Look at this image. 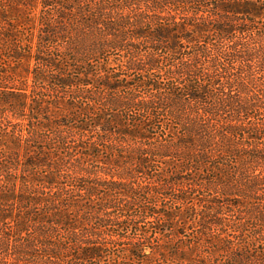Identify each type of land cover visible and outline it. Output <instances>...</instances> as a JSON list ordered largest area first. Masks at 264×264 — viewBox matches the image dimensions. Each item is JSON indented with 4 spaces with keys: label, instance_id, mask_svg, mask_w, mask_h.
Listing matches in <instances>:
<instances>
[{
    "label": "trees",
    "instance_id": "1",
    "mask_svg": "<svg viewBox=\"0 0 264 264\" xmlns=\"http://www.w3.org/2000/svg\"><path fill=\"white\" fill-rule=\"evenodd\" d=\"M129 1L133 5L144 2ZM193 1L204 6L201 0H185L186 3ZM213 1L205 11L199 9L202 14L198 18L194 19L190 10V16L183 17L186 21L178 22L175 16L169 15L164 22L162 16L155 15L153 19V15L137 14L135 9L132 14L119 13L118 9H125L118 1L111 5L104 0H0V41L8 45L10 57L22 61L33 58L40 64L41 70L37 73L45 69L52 73L53 68L66 71L58 63L63 59L70 60L74 67L69 74L50 76L52 82L54 79L61 86L92 83L86 78L90 76L91 68L82 66L84 58L105 55L109 50L133 52L132 39L146 35L144 25L146 19H150L152 29L145 37L146 42L153 45L148 48L158 51L164 45L171 61L165 57L167 63L163 65L154 60L155 53L148 52L142 65L144 68L141 64L137 67L131 53L130 58L125 55L118 60L120 66L116 69L139 71L142 78L134 81L135 86L141 90L149 88L151 92L138 99L128 86L127 80L133 78L123 73L124 78L114 75L94 80L93 83L105 92L114 93L100 96L98 92L93 97L98 101L103 98L109 107L138 109L147 113L149 120L160 110L166 112L170 121L167 127L171 128L165 132L166 137L148 144V148L142 142L135 147L136 139L149 141L151 138L146 131L153 125L145 123L144 117L140 120L135 114L133 124L123 123V117L110 112L87 119L83 114L79 116L80 111L71 112L67 102L60 109L61 120L48 121L50 117L47 116L44 121L41 117L40 127L60 128L74 122L73 127L78 130L90 131L98 126L99 135H107L102 138L106 142L108 135L119 133L127 141L128 151L138 154L139 164L146 163L143 154L172 158L171 175L174 177L164 184L177 186L174 187L180 194L175 195L176 200L187 198L181 193L186 188L185 179L188 187L205 192L204 196L196 194L197 202H194H201L200 207L205 208V214L198 219L201 230L196 243L200 246L191 242L185 244L189 247L185 250L173 242L171 246H164L167 252L162 254L166 260L158 264H264V118L258 117L264 112V22L257 20L264 11V0ZM170 3H179L183 10V0H155L156 6ZM257 22L260 23L258 26ZM18 27L34 31L25 40L29 48L26 52L19 46V50L11 46L15 45L11 41L22 35V29ZM196 30L214 34L216 40L203 39L202 43H197L192 34ZM177 31L184 34L178 36ZM181 39L191 48L184 56L178 55L181 51L177 50ZM154 65L155 70L163 72L165 81L150 74ZM99 68L104 71L105 65ZM22 69L27 72L25 65ZM41 75L38 78L44 79ZM122 87L127 89V93L122 92L124 95L117 93ZM26 97L27 94L21 92L0 96V103L7 106L9 118H19L24 114L22 109L46 113L47 109L38 104L32 107ZM9 102L14 105L8 106ZM4 126L6 129L12 127L0 125L8 138L0 152V264H118V261L100 262L110 243L98 241L97 226L92 227L87 221L91 218L98 224V231L113 236V230L99 227L114 220L99 218V210L92 207L99 209L101 202L89 204V195L101 186L120 194L127 192L128 184L119 179L100 180L94 178L97 173L88 171L85 175L67 173L66 185H61L56 172L61 161L53 156V150L63 142L60 132L55 134L57 139L53 145L52 139L49 138L48 144L43 134L31 138L33 153L25 156L11 152L17 148V141L7 134ZM80 147L78 156L99 151L95 143ZM78 160L83 159L78 157ZM41 168H44L43 173L38 170ZM68 184L78 188V195L85 200L75 198L65 188ZM105 204L107 209L114 205L110 198ZM185 215L190 216V213L185 212ZM161 216L171 217V212H162ZM229 216H233L232 220ZM229 225L235 226L243 236L235 246H229L219 231L215 233V228L221 230L222 226ZM164 226L158 227V234H162ZM198 247L205 250L196 255ZM126 249L130 256H137L143 254L144 248L132 241ZM160 252V248L152 250L153 254ZM142 260L145 264L153 262L148 255Z\"/></svg>",
    "mask_w": 264,
    "mask_h": 264
},
{
    "label": "rangeland",
    "instance_id": "2",
    "mask_svg": "<svg viewBox=\"0 0 264 264\" xmlns=\"http://www.w3.org/2000/svg\"><path fill=\"white\" fill-rule=\"evenodd\" d=\"M104 1H107L111 5L114 4L113 1H118L120 5L122 4L125 11L123 9H118L119 13L126 12L132 14L133 10L135 9L137 14L144 13L153 15V19H155V15H158L159 17L162 16L164 17V22H166V18H168L169 15L171 17L175 16V20L180 22L183 20V17L186 18L187 16H190V10L191 16H193L194 19L198 18L202 14L201 10L205 11L207 7L212 6V3L215 2L213 0H201V3L204 6H200L196 5L194 3L195 1L192 3H186L185 0H183V10H181L179 3H170L168 5L159 4L156 6L155 0H144V2H138L136 5H133L134 3L131 4L129 0ZM199 9L201 10L199 11ZM195 12L197 13L195 14ZM146 20L147 21L144 25V30H146L144 34L146 35H138L132 39V43H134L133 52L128 50L129 52L126 54V52L123 50H109L105 55H89L88 58H84V63H82V66L84 67V65H88L92 70L90 76L86 77L88 81L92 83L86 85L72 83L61 86L60 84H57L54 79L53 82L51 81V74L54 76L58 73H64L62 76L65 77L66 74H69L70 69L73 70L74 65H72L68 59L67 61L63 59L60 61V63H58V65L63 67L67 73L66 71L57 70V68H53L52 73H50L51 70L45 69L43 72L38 71L43 75L44 78L39 79L38 76L41 74L37 73V70L40 69V64L36 62V60L30 58V61H22L17 60L16 58H11V51L8 48V45L0 41V96L10 94V92H21L23 94L26 93V100L29 104H31L32 107L35 108V106L38 104V107H44L47 109L46 113H43L44 111L40 112L33 110L23 111L22 109L21 111L24 114L17 119H12L8 117L9 114L6 111L7 106H4L2 103H0V122H2L0 125L10 124L12 126L11 128L8 127L6 129V126H4V128L5 130H8L7 134L13 136L17 141V148L15 147V149H12L11 152L21 155L25 154V156L27 153L31 154L33 153L30 150V148H33L30 146L29 142L31 138L36 135L43 134L45 141L48 144L51 142L49 138L52 139L51 145H53L57 139L55 134L57 135L58 132H60V138L63 140V142L60 144V146L58 145L57 150H53L55 153L53 156L61 161L60 166L56 168L57 176L61 182V185H66L64 183L67 173L71 172V174L73 173L75 175H85L88 171H94L97 173V177L94 178H99L100 180L119 179L120 181L124 183L126 182L128 184L127 192L122 191L120 194L114 192V190H108L101 186L97 187L93 194L89 195V204L94 205L95 203L101 202L99 209H97L96 206L92 207V209L99 210L98 217L112 218V220H114L109 221L105 227H99L100 229L113 230V236H107L104 232L98 231V224L93 222L91 218L87 221L89 225H92V227L97 226L96 232L99 234L98 241L110 243V246H106L104 249V256L100 261L104 263H117L118 261V264H145L142 259L144 258L145 260V255H148V258L150 260L152 259L153 261L152 264H158L161 261L166 260L163 256V254L167 252L164 246H171L173 242L175 246L181 245L182 249L189 250L188 245L185 244H189L191 242L197 244L196 236L199 233V229L201 230L200 225L198 226V219L200 220V217L205 210V208L200 207L199 204L201 202L194 203L197 202L195 195L201 193L204 196L205 192L195 191V189H192V187H188V182H186V179L184 180V184L186 186L185 191L181 190V193L186 195L187 198L181 201L175 199V195L180 194V192L178 193L175 189L177 186L173 185L167 187L164 184L166 180L171 181L174 177V175H171V172H173L172 158H158L155 155L143 154L144 158L146 159V163L139 164L138 162L140 158L138 154H133V152L130 150L128 151L129 146L126 144L127 141L121 134L111 133L108 135L107 142L102 141V138L106 137L107 135H99L100 133L98 132H100V130L98 126H95L96 128L94 127V129L92 128L90 131L78 130L77 128L73 127V125H75L74 122H71V124L69 123L66 126L62 125L60 128L53 126H46L45 128L40 127L41 117L44 118V121L47 116L50 117H48V121L50 119L55 120L59 118L61 120L62 115H60L59 112L61 113L60 109H62V104L67 102L70 103L71 112L80 111L79 116L83 114V117L87 119L95 117L96 114L100 115L102 113L105 114L106 112H110L112 114H118L121 118L123 117V123L133 124L132 119L135 114V116L140 120L142 117H144L145 123L151 122L153 125V128L148 126L146 131L151 136V138L149 141L148 139L145 141L136 139L137 142H135V147H137L138 143L140 142L146 143L147 147L148 144L152 145L153 142L157 143L158 139H163L166 137L165 132H168L171 129L170 127H167V125L170 124V121L166 112L160 110L156 116L153 115V117L150 118L151 120H149L147 113L140 112L138 109L134 111L132 108H127L124 106L109 107L105 105L103 98L101 99L100 97V100L98 101L93 97L98 92H100V96H105L106 93L109 95L114 93L112 91L105 92L103 88L98 86L96 83H93L94 80H100L104 76H123V73H125L126 76L133 78L127 80L128 86L131 87L134 95L138 99L148 95L147 92H151L149 88L141 90V88L135 86L134 81L136 79L142 78V75L139 71L129 68L127 71L124 69H116L120 66V62L118 63V60L125 58V55L130 58L131 53L133 54L131 57L135 60L137 67L140 64L141 67L144 66L145 57L147 56L148 52L155 53L154 60H158V62L161 61L163 65H166L167 61H165V57L168 58L169 56L167 55L168 51L163 48L164 45L158 51L152 49L150 50V48H148L149 45H153V43L146 42L148 39L145 36H148L147 33L150 32L148 30H151L152 28L149 22L150 19L147 18ZM257 20L259 22H264V11L260 17L257 18ZM183 21H186V19ZM259 24L260 23L257 22L256 26ZM18 29H22V35L17 39H13L11 42L15 45L11 44V46L17 50H19V46L21 50L26 52L29 48L28 44L25 43V40L29 38L30 33L33 34L34 31L21 27H18ZM128 29L130 31L131 28ZM198 33L199 37L197 36ZM177 34L178 36H182L184 32L177 31ZM192 34L194 37H196L194 38L192 36L195 40H197V43H202L203 39L209 41L214 39L216 40V36L214 34L210 35V33L207 31L196 30ZM177 50L181 51V53L178 55L184 56L190 53L189 51H191V48L187 41L181 39L179 40ZM168 60L171 61V56L168 58ZM24 65L27 68V72H24L22 69ZM101 65H105L104 71L99 68ZM155 66L156 65L153 67L154 70L152 69L153 71L150 70V74H154L153 78L158 77L160 80L165 81L163 72L159 69L155 70ZM145 73H147V71ZM145 73L144 75L147 76L148 74ZM254 75L257 76L258 73L254 72ZM72 76L75 80V75H73V73ZM161 76L163 79H161ZM163 84L164 83L162 82L161 85L163 86ZM119 90L120 91H117V93L123 94L127 89L122 87ZM10 105H14V103L9 102L8 106ZM262 113L263 114L258 116L259 118H264V112ZM55 114L59 116H55ZM127 127L130 128L131 126L127 125ZM7 139L8 138L4 135V132L0 130V152L2 151ZM91 143H95L97 147H99L97 154H86L84 156L81 154V156H78L82 150L80 145H87ZM131 156H133L132 160H130ZM78 157L82 158L83 160H78ZM38 170L40 173L44 172V168ZM125 170H127V172ZM93 179H91V181ZM159 180L161 182L160 184L158 183ZM180 182L181 181H179V183ZM144 185L145 187H143ZM147 186L154 187L155 189L151 191V189L147 188ZM65 188L70 190L75 198L83 199V196L78 195L79 191L75 186L69 185ZM142 188L144 189V193ZM161 192L170 194L171 196H162ZM108 198H110L114 205L112 208L107 209L105 208V201ZM143 208L144 210H142ZM191 208L192 210L190 211ZM165 211L171 212V217L161 216V213ZM185 212L186 214L190 213V216H184ZM231 217L233 216H229L230 220H232ZM162 225H165V229L163 228L162 234H158V227L162 228ZM135 226L137 227L135 228ZM155 226H157L156 229ZM218 231L221 234V238L229 242V246H235L243 240V236L240 234V231L236 230L235 226H222L221 230H217V228H215V233H218ZM132 241L144 248L143 254L141 253L137 256H130L126 253V248L128 247L129 242L131 243ZM197 245L200 246L199 244ZM154 247L160 248L161 252L159 254H153L152 250H154ZM204 250L205 249L198 247L196 249V255L198 253L202 254ZM117 254L119 257H117ZM221 254L225 255L223 253Z\"/></svg>",
    "mask_w": 264,
    "mask_h": 264
}]
</instances>
